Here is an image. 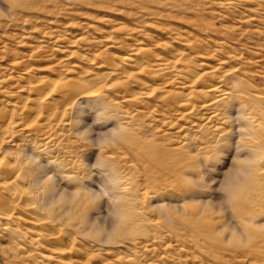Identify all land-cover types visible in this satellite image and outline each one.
<instances>
[{"label": "rangeland", "instance_id": "rangeland-1", "mask_svg": "<svg viewBox=\"0 0 264 264\" xmlns=\"http://www.w3.org/2000/svg\"><path fill=\"white\" fill-rule=\"evenodd\" d=\"M144 47L150 49L152 59H167L178 65L125 82L129 69L121 58ZM104 58L114 67L97 69ZM201 62L210 67L225 62L222 70L241 79L244 95L240 102L234 100V105L240 104L246 112L243 115L251 123L249 131L257 130L253 138L242 139V153L246 156L247 149L256 146L263 154L264 0H0V111L19 106L17 98L33 96L31 82L36 80L66 81L114 71L103 94L107 95L109 111L102 112L100 120L95 110L79 112L74 107L46 134L24 133L13 125L11 140L6 138L3 143L4 150L16 146L32 153L36 167L41 164V172L44 176L47 173L45 178L55 181L56 193L62 198L69 195L68 203L57 206L70 208L74 220L66 219L69 228L65 229L73 231L79 254L54 252L43 241L37 243L36 232L27 220L13 219L8 225L0 224V264H78L81 250L90 256V264H123V258L129 256L137 257L141 264H264V229L257 230L249 243L258 254L242 261L231 250L216 253L215 258L208 255V244L199 237L209 223L216 225L217 232L227 230L222 229L226 213L214 210L227 173L240 163L233 157L239 139L237 128L233 130L236 122L232 126L226 114L212 124H203L206 112H202V118L198 115L200 118L179 121L178 113L169 115L159 107L169 93L188 99L189 84L177 77V68L188 64L194 73H202L207 67H200ZM250 86L262 92L261 100H254ZM151 89L155 90L153 94L142 96ZM135 93V101H129L127 97ZM11 94L17 98H11ZM56 99L57 94L48 101ZM226 101L214 107L228 113L231 99ZM232 116H237L235 110ZM163 118L176 125H162ZM192 120L196 127L192 128ZM115 126L123 129L121 141L111 143L99 154L90 139L111 137ZM178 126L186 128L182 136L175 134ZM98 155L112 165L117 176L112 192L120 197L122 212L130 215L124 225L127 230L120 229L117 241L109 245L95 240L93 237L100 233L90 227V223L101 226L114 219L106 205L108 193L103 191L101 175L106 173L101 174L95 166ZM89 189L103 192L104 198L90 197ZM193 197L204 205L195 219L189 209L183 213L169 211L174 217L171 220L155 209L162 204L189 208ZM227 212L254 217L264 224L261 207L234 205ZM84 227L90 228L87 232L91 236L76 230ZM182 248L188 254L182 253ZM248 249H239V255Z\"/></svg>", "mask_w": 264, "mask_h": 264}, {"label": "bare ground", "instance_id": "bare-ground-1", "mask_svg": "<svg viewBox=\"0 0 264 264\" xmlns=\"http://www.w3.org/2000/svg\"><path fill=\"white\" fill-rule=\"evenodd\" d=\"M146 48L144 47V49H138L136 52L134 51L135 53H132L128 56L124 55L121 58V61L124 63L127 69H129L127 75L124 77L125 82L131 81L143 74L154 76V74H157V72H163L170 69L171 67L173 68V66L178 65L176 62L171 63L167 59H152L153 56H151L149 51L150 49L148 50ZM140 52L142 53L141 57L138 56ZM108 62H106L104 58L102 63H98V66H96L97 69H101L102 67L109 69L107 65H110L111 63L109 64ZM223 65H225V62H220L219 64L210 67L201 62L199 64L200 67H207V70H203L204 72L202 73H194L191 69V66L188 64L177 68V77L181 78L184 81V84L185 82L189 84L187 91L188 99L182 100L176 95L173 96V93H169V95L162 99L161 107L159 108L163 111H166L167 114L169 113V115L178 113L179 121H189L193 117L194 119H197L198 115L202 118L204 117L202 112H206L207 117L202 119V122H204L203 124H212L214 120H221V118L226 114L227 118L231 120L232 126L233 123L236 122V124L234 123L235 125L233 126V130L235 131L237 128L235 133H237V137L239 139H237V143L235 142L236 146L233 157L239 159L240 163H238L236 168L231 173H227V177L224 176L226 178L223 185L230 184L236 192L237 198L235 200V206H244L248 209H252L254 207L264 208V167H262L264 163V153L261 154L260 151L257 150L256 146H251L247 149L246 156L245 154L243 155L245 150H243L244 145L242 144V139L244 140V138L248 137L253 138L255 135H257L255 132L257 130L253 129L254 126H251L253 130L250 128L252 131H249V126L251 123H248L249 120L246 116V118H244L246 112L244 113L242 109L243 107H240V104L237 106L234 105L235 101L237 103L240 102L241 97L244 95L242 92L243 89H241V79L235 76H228V73L226 74V71L222 70ZM229 75H232V73H229ZM112 76H114L113 70L107 73H97L88 77L77 76L75 77L76 79L66 81H48L46 79V81H42L43 79L40 81L36 80L31 82L33 96H26L25 98L19 99L15 94H11L12 96L10 95L11 98H17L16 103L19 106L15 108L13 107L9 111H0V224L4 222L6 225H8V223L13 219L18 221H23L26 219L29 227L31 226V228L36 232L35 235L31 231V233H29L36 236L35 238L37 243L40 242V240L43 241V243H45L47 246L55 249L54 252L60 251V253L67 255L79 254V252L76 250L77 248L75 247L76 239L74 237L73 231L70 230L72 233L66 231V229L69 228V225L68 228H66L67 226L65 224V220H74V218L69 214L70 208L69 206L63 208L57 206L60 202L68 203L69 201L66 198L69 195L66 198H62L56 193V186L54 185L55 181L50 177L45 178L47 173L44 171V176V174L41 172L44 170L41 164H37L36 167L35 163L37 160L32 155V153H28L27 151L19 149L16 146H11L4 150L3 143L6 138L10 139L9 134H11L10 130L13 125L18 127L20 129L19 131L24 133L31 131H44L46 134L49 130L51 131L53 126L60 125L66 117L68 110L73 109L74 107L78 108L79 112L95 110L98 114L97 120H100L99 115L104 111H109V106L107 105L108 102L106 101L107 95L105 94V96H103V94L109 87V79ZM21 77L22 76H20L19 79L24 80ZM125 82L122 84L123 87L126 84ZM135 83L139 84L137 79L135 80ZM249 88L255 92L253 96L251 95L255 98H253L254 100L257 101L263 98L262 92L254 91L252 86ZM154 92L155 90L151 89L149 92L142 93V96L147 98L149 97L147 95H151ZM56 94L57 99L49 102V97ZM136 95L137 94L135 93L129 95L127 98L129 101L134 102ZM138 95L141 94L138 93ZM251 96L250 98L252 100ZM195 98L196 101H193ZM227 99L228 101L231 99V101H229L228 113H221V107L219 108V106L214 107L216 104L225 102ZM242 102L243 100L241 103ZM234 110L237 115L235 116V119L232 116V112H234ZM247 114L250 115V112ZM251 118H253V116ZM163 119L162 125L164 126L167 124V126L170 128V126L173 127L176 125L173 123L174 121H170V119ZM74 120L80 121L78 117H75ZM194 121H190L192 128L196 127L197 124H195ZM200 125H198L197 128H201ZM184 129H186L184 126H178V131L175 132V134L182 136L185 131ZM122 132V127L115 126V129L111 132V137H106L103 140L90 139L89 137H86L85 139H90L91 142L94 143V146L99 148L100 154L101 150L109 148L111 143L116 144L118 141H121L122 138L120 137V133ZM239 145H243V147L238 148ZM95 160V164H97L98 161H102L104 164V167H97V169L99 168L101 170L99 171L101 174L106 173L105 176L101 175L100 173L99 174L102 176V182L104 181L102 183L103 191L104 193H108L106 205H109V207L112 209L114 219L109 222L105 221L107 224L106 226H103V224H105L104 222L103 224H100L101 226L98 225L99 223H90V227L94 228L96 232L100 233L99 236L93 237L95 240L103 243L104 245H109L114 244L117 241L116 233H118L120 229H123V231L127 230L124 225L126 224L127 219H130V215H128V213L122 212V209L119 207L120 205L118 206L120 197L112 192L116 189L114 186V181L117 180V176L112 172V165L100 155H98ZM41 173L43 176H41ZM147 184L148 183H146V185ZM143 189L146 190L145 187ZM88 191L91 192L90 195L92 196L90 197L92 198H101L104 196L101 195V191H91V189ZM109 191L111 193H109ZM61 195H63V192ZM191 201L193 204L190 205L191 207L189 208L188 206L186 207V205L182 206L178 204H162L157 206L155 205V209L164 213L168 218L167 220L174 218L169 212L171 210L179 213L190 210L195 219V217L201 213V209L203 210L204 205L202 201L199 202L197 200V197L191 198ZM198 205L201 206L200 210H198V207H200ZM214 211L226 213L224 217L225 220H223L224 222L222 224V229L225 228L227 230H219L220 232H217L216 225L209 223L206 224L207 228L202 230L203 232L201 231L202 233L199 232V237L202 236V239L208 244L209 248L207 251H205L208 253V255L215 258L217 257L216 255L222 253V251L231 250L236 254V258H239L238 260H240L241 258H247L248 256L258 254L257 249H255L253 246H250L249 243L251 242V236L255 234L257 230L264 229V224L260 223V221L258 222V220H256L254 217L250 218L248 216L243 217L236 215L241 217L236 218L234 212H227L218 206ZM190 212L185 213L188 214ZM238 214H240V212H238ZM70 228L72 229V227ZM88 229L90 228L84 227L82 230H79V228L76 230L79 234L91 236L88 234L89 232H87ZM91 232L93 233V231ZM244 247H250V249H248L249 252H241L239 255L238 250ZM182 249V253L188 254V250H184V248ZM82 252L83 251L81 250L80 256L78 255L79 257L76 259L77 263L90 264V256L87 253L83 255ZM260 252L261 251H259V253ZM248 260L250 261V259ZM243 262L246 261L243 259ZM123 264L141 263L137 257L129 256L123 258Z\"/></svg>", "mask_w": 264, "mask_h": 264}, {"label": "snow or ice", "instance_id": "snow-or-ice-1", "mask_svg": "<svg viewBox=\"0 0 264 264\" xmlns=\"http://www.w3.org/2000/svg\"><path fill=\"white\" fill-rule=\"evenodd\" d=\"M242 147L243 145L238 146V148H242ZM95 166L104 167V164L102 161H98ZM218 191L222 194L219 200V205H218L219 208L225 211H231L235 204V200L237 198L236 192L234 191V189L231 187L230 184L223 185ZM101 195H104V193H101Z\"/></svg>", "mask_w": 264, "mask_h": 264}]
</instances>
